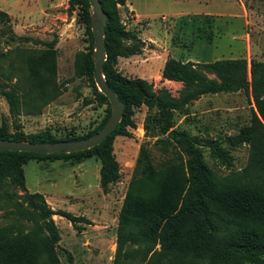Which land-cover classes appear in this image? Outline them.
<instances>
[{
  "label": "rangeland",
  "instance_id": "rangeland-1",
  "mask_svg": "<svg viewBox=\"0 0 264 264\" xmlns=\"http://www.w3.org/2000/svg\"><path fill=\"white\" fill-rule=\"evenodd\" d=\"M117 10L120 21L139 38V50L116 57L113 67L126 78L145 80L156 94L164 91L177 98L182 89L180 82L160 76V62L168 57L193 62L264 59V0H126ZM79 12L67 0H0V124L10 132L79 136L108 118L109 103L95 98L93 79L76 73L79 55L93 49ZM49 43L54 68L38 67L35 58ZM37 83L45 93L37 92ZM9 88L20 94L14 115L1 94ZM250 109L242 91L205 94L173 111L172 127L198 139L202 160L216 177L238 176L248 147L229 146L224 137L249 123ZM130 118L134 126L121 123L126 134L110 139L118 177L104 189L94 155L29 159L22 165L23 188L8 181L0 184V248L14 234L34 227L17 214L15 200L23 192H38L50 208L83 218L74 226L51 216L59 233V264H113L117 217L128 183L140 175L144 159L155 169L174 162L175 147L158 131L156 109L134 105ZM118 264L142 263L128 259Z\"/></svg>",
  "mask_w": 264,
  "mask_h": 264
},
{
  "label": "trees",
  "instance_id": "trees-1",
  "mask_svg": "<svg viewBox=\"0 0 264 264\" xmlns=\"http://www.w3.org/2000/svg\"><path fill=\"white\" fill-rule=\"evenodd\" d=\"M106 14L104 46L106 59L102 74L108 87L123 104L122 118L97 145L72 153L36 154L0 150V184L5 181L23 188L22 165L29 159H74L94 155L99 161L98 182L102 189L118 177V164L111 153L110 139L126 134L121 123L133 127L132 106L154 107L159 120L158 131L166 134L175 147L174 162L155 169L144 159L140 175L127 185L116 226L113 264L137 259L142 264H264V59L220 58L205 62L164 60L163 79L180 82L177 98L166 92L157 94L141 78H126L113 67L116 57L138 53L135 32L120 21L117 6L126 0H98ZM68 7H79L80 19L89 32V6L86 0H67ZM53 43L35 58L38 67L54 68ZM51 45V46H50ZM92 49V47H91ZM91 49L81 53L76 73L92 80ZM38 93H45L35 84ZM56 89L54 88V91ZM95 98L106 97L94 86ZM242 91L251 105L250 120L237 132L226 135L229 146L247 145V160L238 176L216 177L202 160L196 137L173 128V111L205 94ZM11 115L18 113L20 94L15 88L2 90ZM71 137H54L49 132L27 136L10 132L0 124V139L21 141H57L78 139L97 131ZM17 214L34 222V227L14 234L0 248V264H59L55 244L59 233L51 216L58 215L72 225L83 218L62 209L50 208L41 193L23 192L16 196ZM25 204L27 208H22ZM69 257V256H68Z\"/></svg>",
  "mask_w": 264,
  "mask_h": 264
},
{
  "label": "water",
  "instance_id": "water-1",
  "mask_svg": "<svg viewBox=\"0 0 264 264\" xmlns=\"http://www.w3.org/2000/svg\"><path fill=\"white\" fill-rule=\"evenodd\" d=\"M89 6V30L93 41L90 58L93 64L92 79L97 90L103 94L110 106L109 116L94 133L84 138L65 139L52 142L0 139V150L30 152L36 154L72 153L99 144L118 124L123 113V104L115 91L111 90L102 74L106 59L104 33L106 14L98 0H86Z\"/></svg>",
  "mask_w": 264,
  "mask_h": 264
},
{
  "label": "crops",
  "instance_id": "crops-1",
  "mask_svg": "<svg viewBox=\"0 0 264 264\" xmlns=\"http://www.w3.org/2000/svg\"><path fill=\"white\" fill-rule=\"evenodd\" d=\"M164 60L165 59L161 60V62H160V68L162 67Z\"/></svg>",
  "mask_w": 264,
  "mask_h": 264
}]
</instances>
